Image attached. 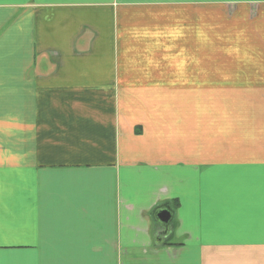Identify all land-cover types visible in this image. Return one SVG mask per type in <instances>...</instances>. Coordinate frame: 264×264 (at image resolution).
<instances>
[{
	"label": "crops",
	"instance_id": "1",
	"mask_svg": "<svg viewBox=\"0 0 264 264\" xmlns=\"http://www.w3.org/2000/svg\"><path fill=\"white\" fill-rule=\"evenodd\" d=\"M0 264H264V0H0Z\"/></svg>",
	"mask_w": 264,
	"mask_h": 264
},
{
	"label": "water",
	"instance_id": "2",
	"mask_svg": "<svg viewBox=\"0 0 264 264\" xmlns=\"http://www.w3.org/2000/svg\"><path fill=\"white\" fill-rule=\"evenodd\" d=\"M173 216V211L167 204L156 208L151 213V218L154 223L162 229L161 236L167 235Z\"/></svg>",
	"mask_w": 264,
	"mask_h": 264
}]
</instances>
